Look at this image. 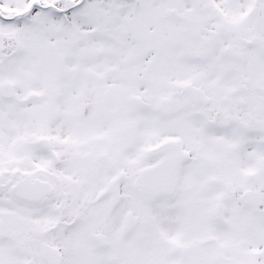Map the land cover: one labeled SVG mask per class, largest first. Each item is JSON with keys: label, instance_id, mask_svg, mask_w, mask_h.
Wrapping results in <instances>:
<instances>
[{"label": "snow or ice", "instance_id": "snow-or-ice-1", "mask_svg": "<svg viewBox=\"0 0 264 264\" xmlns=\"http://www.w3.org/2000/svg\"><path fill=\"white\" fill-rule=\"evenodd\" d=\"M0 264H264V0H0Z\"/></svg>", "mask_w": 264, "mask_h": 264}]
</instances>
